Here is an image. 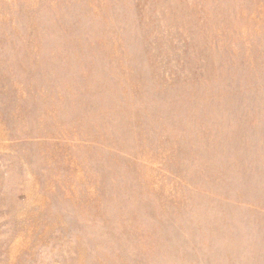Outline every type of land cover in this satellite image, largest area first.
Listing matches in <instances>:
<instances>
[{
    "label": "rangeland",
    "instance_id": "rangeland-1",
    "mask_svg": "<svg viewBox=\"0 0 264 264\" xmlns=\"http://www.w3.org/2000/svg\"><path fill=\"white\" fill-rule=\"evenodd\" d=\"M0 264H264V0H0Z\"/></svg>",
    "mask_w": 264,
    "mask_h": 264
}]
</instances>
